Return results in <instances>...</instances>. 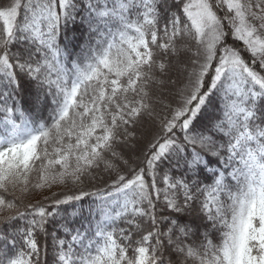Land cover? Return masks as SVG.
<instances>
[{"label":"snow or ice","instance_id":"6c2138e0","mask_svg":"<svg viewBox=\"0 0 264 264\" xmlns=\"http://www.w3.org/2000/svg\"><path fill=\"white\" fill-rule=\"evenodd\" d=\"M0 264H264V0H0Z\"/></svg>","mask_w":264,"mask_h":264}]
</instances>
